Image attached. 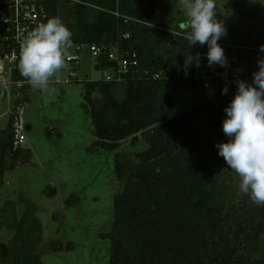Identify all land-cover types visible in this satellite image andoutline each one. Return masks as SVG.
Returning <instances> with one entry per match:
<instances>
[{"label":"trees","instance_id":"obj_1","mask_svg":"<svg viewBox=\"0 0 264 264\" xmlns=\"http://www.w3.org/2000/svg\"><path fill=\"white\" fill-rule=\"evenodd\" d=\"M45 10L47 19L59 17L72 31V43L102 50L99 69L111 67V52L137 58L120 82H84L82 93L95 149L116 151L127 140L147 144L134 160L116 154L114 171L123 185L113 198L109 264H264V206L233 191L216 152L199 137V114L212 106L173 112L180 90L193 91L198 101L204 82L225 78H216L206 53L183 37L178 0H46ZM230 50L241 64L253 54ZM197 54L199 66L188 63ZM12 124L10 115L0 130V190L4 175L31 155L14 147ZM217 126L212 118L208 127ZM2 229L13 234L0 245V264H42L45 253L61 249L57 241L44 242L36 208L26 200L0 204Z\"/></svg>","mask_w":264,"mask_h":264},{"label":"rangeland","instance_id":"obj_2","mask_svg":"<svg viewBox=\"0 0 264 264\" xmlns=\"http://www.w3.org/2000/svg\"><path fill=\"white\" fill-rule=\"evenodd\" d=\"M229 2L217 0V16L228 30V35L218 42L256 49L242 64L254 72L258 49L264 45V0H254L246 6ZM181 20H186L183 11ZM224 50L230 67L210 68L218 73L216 78L224 73V80L204 82L198 101L192 98L193 91L180 90L173 101V112H190L193 107L204 104L212 106L213 109L199 114V137L214 149L220 173L225 174L233 191L238 192L239 177L227 168L215 147L227 140L222 131L224 108L236 92L234 80L229 76L238 62L231 60L232 50ZM80 65L79 78L74 81L56 85L55 75L49 93L28 92V101L22 106L26 140L21 147L29 150L31 155L23 157L21 166L4 175L0 190V204L23 200L32 204L42 224L44 242L57 241L61 245L60 250L45 253L42 264H109L110 240L107 235L113 221V198L121 192L123 185L114 171L116 154L134 160L136 152L147 149L143 139H139L136 146L127 140L116 151L95 149L93 127L83 106L82 93L84 82L98 81L103 76L89 62L85 50ZM243 79L250 81L251 75ZM226 83L229 92L222 95L221 89ZM2 90L6 97L0 96V130L7 127L15 106L14 93L9 89ZM212 118L218 121L215 130L208 127ZM12 234L11 230L2 229L0 245L6 244Z\"/></svg>","mask_w":264,"mask_h":264},{"label":"clouds","instance_id":"obj_3","mask_svg":"<svg viewBox=\"0 0 264 264\" xmlns=\"http://www.w3.org/2000/svg\"><path fill=\"white\" fill-rule=\"evenodd\" d=\"M186 17L183 37L189 46H206L207 66L228 69L229 59L218 43L228 35L227 27L217 14V0H178ZM72 31L59 17L40 23L24 38L18 71L33 91H52V78L68 67ZM200 64V56H190L188 63ZM236 92L224 108L222 131L226 142L215 145L227 168L239 177L238 191L250 202L264 206V45L258 49L257 70L251 80L235 79ZM229 92L228 84L221 94ZM95 98V95H94Z\"/></svg>","mask_w":264,"mask_h":264},{"label":"built area","instance_id":"obj_4","mask_svg":"<svg viewBox=\"0 0 264 264\" xmlns=\"http://www.w3.org/2000/svg\"><path fill=\"white\" fill-rule=\"evenodd\" d=\"M69 4H82V0H61ZM46 0H0V91L2 89L11 90L14 93V110L11 113L13 124V145L15 148L21 147L25 142V125L22 119V106L26 103L25 97H29L28 92L32 90L27 80L18 71L21 45L26 35L35 29L40 23L47 21L45 10ZM118 16V14H114ZM184 30V24L181 25ZM128 38V36H125ZM219 43V42H218ZM224 49H236L244 52H254L253 48L241 47L238 45H222ZM195 49L206 53L207 47L196 45ZM86 51L89 62L94 64V68L102 72L103 80L106 82H120L122 76L130 67L137 65L136 55H119L115 52L107 54V60L111 67L109 69H99L100 57L103 54L97 46L91 44L79 45L72 43L69 50L68 67L58 72L56 82L74 81L79 78L80 64L83 51ZM249 70L238 63L236 69L230 73L233 79L245 76ZM6 94V93H5Z\"/></svg>","mask_w":264,"mask_h":264},{"label":"water","instance_id":"obj_5","mask_svg":"<svg viewBox=\"0 0 264 264\" xmlns=\"http://www.w3.org/2000/svg\"><path fill=\"white\" fill-rule=\"evenodd\" d=\"M250 71H252V69H250ZM2 94V99H5V97H6V94L5 93H2L1 91H0V95Z\"/></svg>","mask_w":264,"mask_h":264},{"label":"crops","instance_id":"obj_6","mask_svg":"<svg viewBox=\"0 0 264 264\" xmlns=\"http://www.w3.org/2000/svg\"><path fill=\"white\" fill-rule=\"evenodd\" d=\"M24 149V148H23Z\"/></svg>","mask_w":264,"mask_h":264}]
</instances>
